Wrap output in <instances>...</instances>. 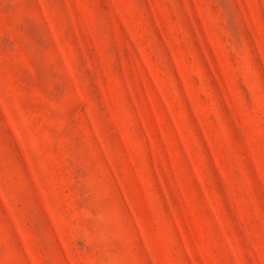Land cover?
<instances>
[{
    "label": "rangeland",
    "instance_id": "374dc122",
    "mask_svg": "<svg viewBox=\"0 0 264 264\" xmlns=\"http://www.w3.org/2000/svg\"><path fill=\"white\" fill-rule=\"evenodd\" d=\"M0 264H264V0H0Z\"/></svg>",
    "mask_w": 264,
    "mask_h": 264
}]
</instances>
